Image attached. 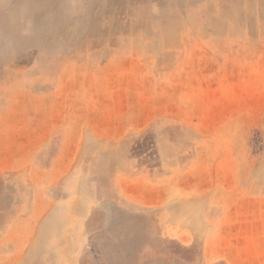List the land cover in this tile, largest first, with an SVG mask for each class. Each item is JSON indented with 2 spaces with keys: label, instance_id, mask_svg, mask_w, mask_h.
<instances>
[{
  "label": "rangeland",
  "instance_id": "1",
  "mask_svg": "<svg viewBox=\"0 0 264 264\" xmlns=\"http://www.w3.org/2000/svg\"><path fill=\"white\" fill-rule=\"evenodd\" d=\"M105 3L0 19V264H264V0Z\"/></svg>",
  "mask_w": 264,
  "mask_h": 264
},
{
  "label": "crops",
  "instance_id": "2",
  "mask_svg": "<svg viewBox=\"0 0 264 264\" xmlns=\"http://www.w3.org/2000/svg\"><path fill=\"white\" fill-rule=\"evenodd\" d=\"M123 1H127V0H0V19L2 18V23H5V18H6V22L7 25L10 24V17L12 15V11L15 12L16 10H18L21 14H27V15H35L37 17H41V18H52L54 15L59 14L60 16L64 17V19L66 20V22H70L71 24L74 22V20L69 19V18H74V15L76 12L82 11V12H86L89 10H98L100 8H103L104 4H106L105 2H110V4L112 2H114V7L116 6V2H123ZM142 1H149V0H142ZM170 0H150V7H154L156 9H169L171 6L168 3ZM180 2L184 3L178 6L179 11L181 10H190L192 11V13H195L197 15H200L202 13H204V10L210 8V5L205 4L204 2L207 0H178ZM218 1H229V0H218ZM162 2V3H160ZM188 2V5H187ZM203 2V3H201ZM162 4V5H160ZM189 8V9H188ZM204 30L205 27L201 26V27H197L195 26V29H192L190 31L197 33L200 32L201 29ZM87 46H85L86 48L89 47V44H86ZM106 45L109 46V48L114 47L112 45V43L108 42L106 43ZM99 46V45H98ZM103 46L100 45L99 49H101ZM58 47V46H57ZM95 47V46H94ZM38 48H48L47 45L41 44L38 45ZM90 48V47H89ZM99 55V54H97ZM102 57H99L98 60L100 61ZM53 61L55 60V58H52ZM89 57L85 58L83 57L82 60L79 59H71L68 57H61L58 62L56 63V65H67L66 68L62 67L59 71V73H57V77H56V81H72L75 80L74 78V74H75V68H77V73L76 74H80L82 75V79H87L90 80L91 78L89 76L86 75H90V64L91 62H89ZM79 61V62H76ZM54 63V62H53ZM99 65L103 64L100 62H97ZM81 68V69H78ZM58 72V70H57ZM123 79H133L132 76H125V78L120 77L119 81H122ZM105 81V80H103ZM53 91V95L56 97L61 96L62 94H60V91H63V93H66L65 96L70 97L71 95L69 94L70 90L69 89H60V88H56ZM117 93H115L114 95H116ZM64 96V94H63ZM101 97L104 95H100ZM100 97V98H101ZM58 103L59 101L57 100V102L55 103L56 107H58ZM115 107L117 108L116 104ZM118 109V108H117ZM123 109V108H122ZM116 111V110H115ZM118 111V110H117ZM130 111V110H129ZM154 111V110H152ZM134 112H138V110H134ZM20 193V192H19ZM1 203V202H0Z\"/></svg>",
  "mask_w": 264,
  "mask_h": 264
}]
</instances>
